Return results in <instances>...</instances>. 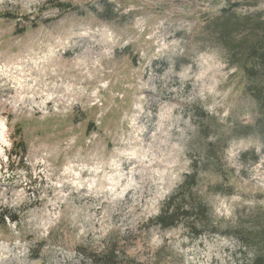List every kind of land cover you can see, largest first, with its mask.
I'll return each instance as SVG.
<instances>
[{"label":"rangeland","instance_id":"obj_1","mask_svg":"<svg viewBox=\"0 0 264 264\" xmlns=\"http://www.w3.org/2000/svg\"><path fill=\"white\" fill-rule=\"evenodd\" d=\"M230 14L264 0H0V207L17 220L0 264L250 263L264 148L214 23ZM188 176L197 235L156 221Z\"/></svg>","mask_w":264,"mask_h":264},{"label":"trees","instance_id":"obj_2","mask_svg":"<svg viewBox=\"0 0 264 264\" xmlns=\"http://www.w3.org/2000/svg\"><path fill=\"white\" fill-rule=\"evenodd\" d=\"M214 23L232 61L237 62L244 73L246 91L259 109L260 118L255 126V133L264 148V17L252 20L250 17H235L230 14ZM235 36L239 38L236 40ZM15 149L26 152L23 143L17 144ZM191 181L192 178L186 177L174 195L163 204L160 215L156 218L157 225L169 228L183 221L193 234L206 231L208 225L199 218L204 204L194 197V183ZM6 220L14 223L17 221L0 207V225H5ZM246 236L251 241L246 247L253 251L249 264H264V225L259 228L256 225Z\"/></svg>","mask_w":264,"mask_h":264}]
</instances>
